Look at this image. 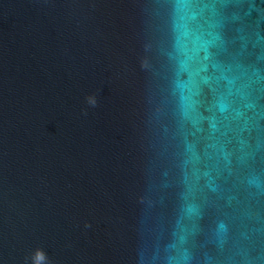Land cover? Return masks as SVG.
<instances>
[{
    "label": "water",
    "instance_id": "water-1",
    "mask_svg": "<svg viewBox=\"0 0 264 264\" xmlns=\"http://www.w3.org/2000/svg\"><path fill=\"white\" fill-rule=\"evenodd\" d=\"M176 2L0 0V264H264V0Z\"/></svg>",
    "mask_w": 264,
    "mask_h": 264
},
{
    "label": "clouds",
    "instance_id": "clouds-1",
    "mask_svg": "<svg viewBox=\"0 0 264 264\" xmlns=\"http://www.w3.org/2000/svg\"><path fill=\"white\" fill-rule=\"evenodd\" d=\"M204 8L205 6L197 0H177L174 6V28L177 34V54L181 70L188 67L189 62L195 59L196 54L204 46L195 27V22L203 14ZM35 250L32 252V259Z\"/></svg>",
    "mask_w": 264,
    "mask_h": 264
}]
</instances>
